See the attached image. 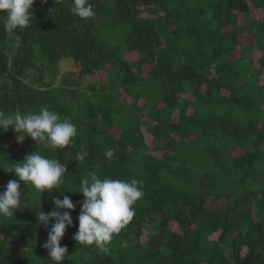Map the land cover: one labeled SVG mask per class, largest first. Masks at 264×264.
Listing matches in <instances>:
<instances>
[{
  "label": "trees",
  "instance_id": "1",
  "mask_svg": "<svg viewBox=\"0 0 264 264\" xmlns=\"http://www.w3.org/2000/svg\"><path fill=\"white\" fill-rule=\"evenodd\" d=\"M90 2L85 20L72 0H35L12 33L0 13V112L47 107L77 129L63 149L0 129V192L10 180L22 191L0 217V264H56L43 247L55 221L36 213L64 195L76 204L64 264H264V0ZM63 59L79 71L59 85ZM35 151L68 164L59 190L12 172ZM90 172L142 183L108 253L73 239Z\"/></svg>",
  "mask_w": 264,
  "mask_h": 264
},
{
  "label": "clouds",
  "instance_id": "2",
  "mask_svg": "<svg viewBox=\"0 0 264 264\" xmlns=\"http://www.w3.org/2000/svg\"><path fill=\"white\" fill-rule=\"evenodd\" d=\"M34 3L35 0H0V13L6 14L5 31L12 33L27 28L32 23L30 9ZM72 3L70 11L81 19L95 16L90 0H72ZM10 128L17 134L19 143L30 136L49 149L68 147L77 134L76 126L70 120L61 119L59 114L47 107L27 114L16 111L5 115L0 112V129L7 132ZM104 154L111 159L115 148L107 149ZM86 156V152L78 153L76 160L83 162ZM12 172L19 177V181L31 184L43 193L45 190H59L68 173V164L35 151L16 163ZM78 192L82 193L84 200L78 216V231L73 239L80 246H95L100 252L108 253L107 245L113 235L119 233L135 215L134 205L143 196L142 183L135 179L130 182L108 177L102 179L96 172H90L81 178ZM53 202L57 210L49 213L40 210L36 215L43 225L55 221L43 247L56 264H64L65 259H71V256H68L67 246H61V241L67 228L73 225L71 211H75L76 204L68 195H64L62 200L55 198ZM21 203V185L17 180H10L5 190L0 192V217H13ZM61 209L70 211L61 212Z\"/></svg>",
  "mask_w": 264,
  "mask_h": 264
},
{
  "label": "rangeland",
  "instance_id": "3",
  "mask_svg": "<svg viewBox=\"0 0 264 264\" xmlns=\"http://www.w3.org/2000/svg\"><path fill=\"white\" fill-rule=\"evenodd\" d=\"M79 67L72 59H63L60 62V72L57 78V84H61L62 79L66 76H73V73H78ZM103 82L107 80L106 76H103Z\"/></svg>",
  "mask_w": 264,
  "mask_h": 264
},
{
  "label": "water",
  "instance_id": "4",
  "mask_svg": "<svg viewBox=\"0 0 264 264\" xmlns=\"http://www.w3.org/2000/svg\"><path fill=\"white\" fill-rule=\"evenodd\" d=\"M9 72H10V70H9ZM9 72H8V74H9Z\"/></svg>",
  "mask_w": 264,
  "mask_h": 264
}]
</instances>
